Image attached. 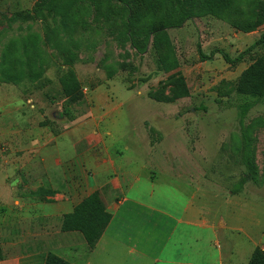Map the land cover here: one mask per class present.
Returning a JSON list of instances; mask_svg holds the SVG:
<instances>
[{"label":"rangeland","instance_id":"1","mask_svg":"<svg viewBox=\"0 0 264 264\" xmlns=\"http://www.w3.org/2000/svg\"><path fill=\"white\" fill-rule=\"evenodd\" d=\"M38 1L0 0V50L33 32L44 57L38 83L0 82V264H43L47 252L73 264H247L264 247V182L251 180L236 147L238 106L254 100L220 98L216 86L261 53L236 64L223 58L234 59L264 26L244 33L205 16L166 29L189 96L165 103L149 95L162 87L167 94L173 73L157 68L151 38L140 50L119 45L118 5L107 22L85 15L88 28L66 43L69 61L46 39L58 21L32 13ZM69 68L81 84L71 119L62 115L59 83ZM256 119L264 121V98L245 125ZM252 135L261 175L263 126ZM46 184L56 190L52 202L29 195ZM96 190L106 205L124 203L89 249L80 233L61 232L60 220Z\"/></svg>","mask_w":264,"mask_h":264},{"label":"trees","instance_id":"2","mask_svg":"<svg viewBox=\"0 0 264 264\" xmlns=\"http://www.w3.org/2000/svg\"><path fill=\"white\" fill-rule=\"evenodd\" d=\"M252 4V6H251ZM119 6L120 22L116 25L119 29L114 37L120 46L130 41L131 45L139 48V44L145 47L149 38L152 40L155 64L164 72H172V79L169 81V90L166 94L162 87L150 98L156 102H174L189 96V89L184 76L175 72L179 67L176 58L175 48L169 39L166 29L178 28L184 22L193 17L211 16L224 20L235 30L249 33L264 26V1L263 0H39L35 3L32 13L35 16L45 17L49 14L51 18L58 21V26L50 31L46 38L51 46L61 52H67L69 61L74 59L69 47L66 45L73 34L79 28L87 29L85 15L94 12V20H109V16L117 13L115 7ZM249 5L251 7H249ZM66 35L68 39H64ZM64 39V40H63ZM38 34L30 32L23 37L11 39L0 50V82L19 85L28 80L39 82L43 75V51L39 45ZM70 46L77 48L76 41ZM261 50L255 55L251 63L233 81H220L216 86L220 98L230 97L231 94L248 97L254 102H245L239 107V124L241 126L240 140L237 141V149L241 148L242 162L246 168L247 175H250L254 183L264 182L263 173H258L254 159L253 131L260 125L264 128V121L254 120L251 124L245 125L247 113L254 106L255 101L264 98V32L248 48L239 53L234 59L223 55L224 60L229 64L239 63L244 55L255 48ZM202 58H207L202 56ZM112 76V71H108ZM60 92L65 97L62 115L73 118L71 106L81 100V84L73 69H67L60 77ZM36 86H38L36 84ZM218 102H221L220 100ZM264 156V154H263ZM259 175V176H258ZM258 177L261 179L258 180ZM56 190L50 185L37 187L29 195L43 201L52 202ZM111 220V214L100 197L99 191H93L80 200L72 211L61 216V232H78L84 239L87 247L93 249ZM43 264H73L52 252H47ZM247 264H264V247H255L251 252Z\"/></svg>","mask_w":264,"mask_h":264},{"label":"crops","instance_id":"3","mask_svg":"<svg viewBox=\"0 0 264 264\" xmlns=\"http://www.w3.org/2000/svg\"><path fill=\"white\" fill-rule=\"evenodd\" d=\"M92 193V192H91ZM90 194V193H89ZM89 194H87V195H89ZM86 195V196H87ZM83 199V198H82ZM81 199V200H82ZM78 203V202H77ZM76 203V204H77ZM124 203V200H122V201H120L119 202V204H116V205H114V203L112 202V204H108V205H106L105 203V206H106V209H107V211L111 214V220L114 218H116L118 215H119V213L121 212V209H120V206L122 205ZM75 204V205H76ZM74 205V206H75ZM70 211H72V209L70 210ZM70 211H68V212H70ZM67 213V212H66ZM64 214V213H63ZM62 214V215H63ZM111 220H110V222H111ZM110 224V223H109ZM109 226V225H108ZM108 228V227H107ZM106 231V230H105ZM105 231H104V233H105ZM104 233H103V235L101 236V238L104 236ZM100 238V239H101ZM187 264H192V263H187ZM218 264H233L232 263V261L230 260V261H228V262H226V263H224L223 261H221V258H219V263Z\"/></svg>","mask_w":264,"mask_h":264}]
</instances>
